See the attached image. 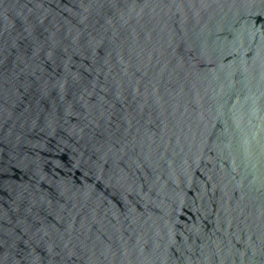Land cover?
Here are the masks:
<instances>
[{
  "label": "water",
  "instance_id": "1",
  "mask_svg": "<svg viewBox=\"0 0 264 264\" xmlns=\"http://www.w3.org/2000/svg\"><path fill=\"white\" fill-rule=\"evenodd\" d=\"M0 264H264V0H0Z\"/></svg>",
  "mask_w": 264,
  "mask_h": 264
}]
</instances>
